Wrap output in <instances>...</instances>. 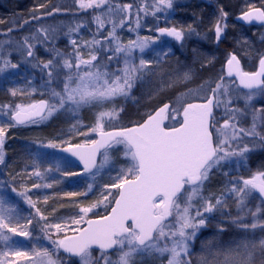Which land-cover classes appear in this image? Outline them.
Wrapping results in <instances>:
<instances>
[{
	"label": "snow or ice",
	"instance_id": "obj_1",
	"mask_svg": "<svg viewBox=\"0 0 264 264\" xmlns=\"http://www.w3.org/2000/svg\"><path fill=\"white\" fill-rule=\"evenodd\" d=\"M74 3L80 9L99 10L93 17L97 31L92 40H85L82 44L70 39L73 48L70 53L45 47V51L55 53V58L32 64L33 68L46 71L49 81L58 79L62 73L65 75L63 90H53L51 93L55 102L42 99L30 105L0 106L8 109L4 114L14 122L6 126L0 124V164L4 163L3 145L8 127L36 123L37 117L43 121L60 111L76 113L84 107H98L100 110L94 125L88 127L87 131H81L79 123L69 129V132L76 131L85 137L82 143H73L69 137L68 140L49 142L43 147L59 149L76 157L83 165L84 173L90 174L93 179L105 166L115 168L117 161L113 153L121 149L129 164L119 169L112 183L103 186L96 201L87 205L73 202L75 211L63 217L57 215L56 209L51 215H45L46 209L42 210L38 206L40 201L32 199V190L52 188L59 183L55 177L48 175L50 173L61 172L63 176H78L81 173L62 171L59 162L54 167L50 164L41 170L44 161L38 158L39 154H32V164L25 166L26 171L32 168L28 176L39 179L47 177L52 182L32 183L31 187L21 185L23 190L19 191L13 186L15 178L13 184L0 180V186H3L0 188V242L9 249L0 252V264H10L9 256L22 258L27 264H65L60 256L61 250L69 254L70 258H79V264H145V257H162L165 254L168 255L167 264H192V244L201 229L216 219L217 213L221 217L227 216L242 236L227 242L221 241L219 237L226 228L223 219L217 220L216 237L201 242L200 264H264V170H258L248 178L233 177L227 182L231 187L228 188L226 184L217 196H204L202 191L211 171L220 168L222 162L231 163L233 159L237 163L246 161L252 149L245 142V137H259L264 142V133L257 131V121L264 125V106L253 108L250 128L238 126L239 119L246 114L247 107L251 106L249 102L257 91L264 94V53L258 56L257 70L248 72L242 70L238 54L230 52L225 61L226 77H218L214 87L212 81H205L198 88L179 94L174 102L164 103L148 112L146 118H141L142 122L136 121L131 127H116L113 122L118 121L124 111L123 107L118 109L115 106L116 99L127 98L137 82L144 83L149 74L155 75L153 61L146 59L143 54L149 47V41L153 44L156 41L145 37L130 40L127 45L120 43L118 25L115 20L109 21L108 17L122 13L130 16L134 4L113 5L112 0H74ZM45 7L40 4L36 11ZM151 7L153 14H156L172 8L173 0H154ZM59 11V8H54L43 15L52 16ZM136 11L137 15L139 12L147 14L148 7ZM227 16L228 13L221 9L214 25L217 43L226 35L227 24L224 21ZM40 19L41 16L32 15V20ZM240 19L264 22V9H250ZM109 22L112 27L108 37L96 39V35L102 36V30ZM124 22L125 18L121 15L119 27ZM28 23L25 21L24 25ZM24 25L19 27L23 28ZM81 27L77 25L76 29H69V32L78 31ZM12 31L9 29V32ZM189 31H193L191 27ZM50 32H55V29L41 26L33 35L23 37L20 47L27 57L37 59V44L44 45L52 40ZM158 32L160 36L173 37L181 43L185 38V31L175 27L158 28ZM247 44L245 40L243 45ZM5 46L0 41V72H4L7 67H19L17 63L5 59ZM137 49L142 54L139 64H136L134 56V50ZM105 55L107 63H102L101 58ZM167 55V52L163 54L164 57ZM61 57H65L62 66L59 62ZM121 59L122 68L108 70L112 62L119 64ZM160 59L161 54L157 53L155 63L159 64ZM193 77L194 73L188 69L182 77L167 83L161 77V85L172 88L181 79L185 84L190 83ZM232 77L238 79L243 89L248 90L244 93L245 109L231 106L233 91L237 90L234 88L235 80H231V84L228 82ZM11 95L16 96L17 90L12 89ZM108 104L113 106L105 110ZM221 108L224 109L223 115L218 116ZM165 120L174 123L168 125ZM109 125H112V130H107ZM225 175L230 173L226 172ZM9 187L12 193L34 210L27 217L20 216L18 202L10 197ZM87 189L86 192L72 191L64 195L86 197L89 192L95 191L92 183L88 184ZM112 189L116 192H112ZM254 193H258L262 199L252 210L246 202ZM229 197L234 198L238 210L236 216L225 212ZM48 199L45 195V205ZM101 206L111 210L99 215L94 210ZM90 213L97 218H90ZM249 215L251 223L245 221ZM21 219L24 223L20 222ZM36 228L52 247L39 250L35 245L31 250L19 248L14 237L31 241ZM95 249H99L98 256H93ZM112 252L118 253V259L111 258Z\"/></svg>",
	"mask_w": 264,
	"mask_h": 264
},
{
	"label": "rangeland",
	"instance_id": "obj_2",
	"mask_svg": "<svg viewBox=\"0 0 264 264\" xmlns=\"http://www.w3.org/2000/svg\"><path fill=\"white\" fill-rule=\"evenodd\" d=\"M19 3L24 5V9L28 11L23 14L22 12L14 11L13 16L11 15L9 20L10 29H13V35L9 36V38L4 39L3 35H7L9 31H0V41H2L6 46L3 48L5 59H10L12 63H17L19 65L18 68L13 69L11 67H7L4 72H0V106L3 105H30L36 103L39 99H44L50 102H55L51 93L53 90L62 91L63 83L62 81L65 79V75L62 73L59 78H54L52 81H49V77L47 72H41L39 68H33L32 64L36 62L47 61L49 59L55 58V53L51 51H45V47L52 49L55 48L64 53H70L73 48L70 44V39H76L81 44L85 40H92L94 34L97 31V25L94 22V15L99 13V10L94 12L92 9H80L74 3V0H63L66 4L74 3L73 8H65L62 9L60 13L54 12L52 16L43 15L47 11L39 9L36 11V4H44L45 0H19ZM69 1H71L69 3ZM132 1V0H128ZM192 0H173V7L170 9H165L162 12H159L154 16H141V17H133L129 16L128 13H122L121 15L125 18L124 25L119 27L121 15L117 16H109L108 20H115L117 27V35L119 37L120 43L127 45L130 40H137L138 38L149 37L152 38V30L161 25V23H167L170 17H168L167 12L173 8H177L182 6L183 4H189ZM220 0H194L195 5H202L214 10L217 8L216 2L220 5ZM264 8V0H255ZM28 2V3H27ZM224 2V1H223ZM113 5L120 4H129L125 1L120 0H112ZM27 4V6H26ZM147 5V2H146ZM70 6V5H67ZM221 7V6H219ZM51 12V11H50ZM41 16L39 21L32 20L33 14ZM26 17V18H25ZM218 17L214 15V22L212 23V27L214 29V25L216 23ZM25 21H29L28 24L24 25ZM12 23L15 25L19 23V25H24L23 28L12 26ZM137 23L139 27H137ZM180 25V23H178ZM77 25H82V27L75 32H69V29H76ZM41 26L47 27L49 29H55V32H50L52 36V40L46 42L44 45L37 44L35 49L36 60H32V58L27 57L25 51H23L20 45L23 43V37L33 35L36 32V29ZM13 27V28H12ZM111 23H107L105 25V29L102 30V36L96 35V39L102 40L104 37H108L109 32L111 31ZM5 31V33H4ZM234 30L226 29V35L223 40L217 43L218 55H215L217 58H209L208 56L206 62L201 59L204 56H207L206 53L208 48H204V45L208 46L210 44H214V42H210L208 40V34L202 32L204 38L193 37L191 43L199 45L201 44V48H192L186 49V55H184V60L178 61L176 58L172 57H164L163 54L167 52L166 43L162 41H157L153 44L151 40L149 41V47L145 49L144 56L146 59L153 61L152 70L155 73L149 74L144 83L137 82L136 86L132 89L131 94L125 97H119L115 101V106L119 109L123 107L124 111L121 113L120 119L118 121H114L113 124L116 127L126 126L124 123L127 119L131 124L132 122L139 121L142 117H145L146 113L152 111L163 105L166 102L172 103L176 100L177 96L181 93L188 91L189 89H196L205 81H212V86H215V82L218 80L223 74V64L226 61L228 53L232 50L228 49V47H235V43L232 39L231 33ZM251 37L249 41L254 49V61L255 63H247L244 64L245 69H252L257 65L258 56L261 53H264V28L263 30H255L251 33ZM5 37V36H4ZM230 37V41H229ZM153 39V38H152ZM246 39H244L245 41ZM212 41V40H211ZM214 41L216 38L214 36ZM247 41V40H246ZM35 43V41H33ZM234 46H230V45ZM10 45V46H8ZM239 46V45H238ZM107 47V45H105ZM230 50V51H229ZM9 53L11 55L9 56ZM157 53L161 54V59L159 64H156ZM180 52H177V54ZM225 56L223 57V55ZM107 55H111L108 53ZM107 55L101 58L102 63H107ZM141 53L139 50H134L135 62L139 64V59L141 58ZM222 56L223 58H219ZM65 57L60 58V65L62 66L63 59ZM211 59V60H210ZM202 65L204 67L202 68ZM123 67V60L121 59L120 63L117 64L115 61L112 62L108 66L109 71H114L117 68ZM191 69L194 73V77L190 83L185 84L182 79L179 83L176 84L175 87L168 88L161 85V77H163V81L167 83L171 80H176L178 77H182L183 73ZM231 84V81H228ZM234 88L237 89L234 85ZM16 89L17 95L12 96L11 90ZM251 105L247 107L246 114L243 115L239 121L238 126L244 128H250L252 125V115L253 108H259L264 106V94L259 93L257 91L256 95H254L252 101L249 102ZM113 105L108 104L105 106V110L110 109ZM232 107H239L241 109H245V98L244 94L238 92L237 90L233 91L232 94ZM100 109L98 107H84L77 111L76 113H72L70 111H60L58 113H54L51 117L46 120L38 121L36 123H31L29 125H25L19 127L18 129L15 126L8 127L5 135V143L3 145L4 151V163L0 164V180L5 181L8 184H13V180L15 178V183L13 186H16L19 191L23 190L21 185L31 187L32 183H51L52 180L45 177L44 179L36 178L35 176L29 177L28 172L32 171V168L29 167L27 171L25 170L26 165H31V155L39 154L38 158L42 159L44 162L41 165V170L49 167L51 164L53 167L56 162L60 163V167L62 171L67 172H77L81 173L78 176H63L61 172H53L48 174L51 177H55L59 183L53 185L52 188L48 189H40L32 190V199L34 201L39 200V207L43 210L46 209L45 215H51L53 209L57 210V215L61 214L63 217H67L73 211H75L73 202L78 201L81 204L87 205L96 201L99 198L100 192L103 190V186L105 184H110L115 180V177L121 167H127L129 162L125 161L123 157V151L113 153V158L117 161L115 168H109L105 166L104 169H101L99 174L93 177L91 175H84L72 162L68 163L67 159L62 158L53 153V149L45 148L43 145L48 144L50 141L46 140L47 138H41V129L45 125L46 122H52L55 118H60L63 122H69V119L77 120L76 123L80 124L82 122H90L93 126L95 123L96 114ZM8 112L7 108H0V124H4L5 126L10 123V116L5 115L4 113ZM224 109L221 108L218 111V116L223 115ZM127 117V118H126ZM124 119V120H123ZM129 119V120H128ZM80 120V121H79ZM174 122L172 120H167L168 125H172ZM222 123V121H221ZM257 131L264 133V125H261L259 121ZM15 127V128H14ZM107 129H112V125H109ZM15 135L21 138H24L25 142L33 143V149L31 153L27 155L26 161H22L21 164H17L12 162L10 164V157L8 155L10 153H6L9 149L11 150V140L8 135ZM85 139L84 136H81ZM95 138V137H94ZM82 139V140H83ZM245 142L249 144V147L252 149L247 154V159L244 162L237 163L235 159L231 163L222 162V165L218 169H214L211 171L210 178L206 182L204 187L203 195L207 196L209 194H213L217 196L225 189V185L229 180L233 177H244L248 178L252 174L256 173L258 170H264V142L260 140L259 137H245ZM84 141V140H83ZM82 141V142H83ZM11 155V154H10ZM22 154L18 157L20 159ZM15 158V157H13ZM17 159V160H18ZM10 160V161H8ZM230 173V175H225V173ZM19 174V175H18ZM25 174V175H24ZM89 183H92L95 191L89 192L86 197H67L64 194L72 191L86 192L87 186ZM228 188L231 187L230 184H227ZM3 186H0L2 188ZM64 188V194H55L60 192L56 189ZM10 197L18 202V210L20 212L21 217H27L30 212L34 210L27 205L22 198L17 197L15 193L11 192V188L8 189ZM60 191V190H58ZM112 192H116L115 189L111 190ZM47 195L51 202H48L47 205L43 203L41 198ZM35 196V197H33ZM63 197V198H62ZM262 198L259 197L257 193L253 194V197L249 198L246 202L247 207L255 210V206L260 203ZM58 203V204H57ZM229 206L225 209V212H230L232 216H236L238 214V210L236 208L234 198L229 197L228 200ZM109 209V208H108ZM94 211L98 212L99 215H103L106 209L101 206L99 209H95ZM194 214V213H193ZM93 216L92 213L89 214V217ZM223 219L224 226L226 231L219 237L221 241L227 242L232 239H239L242 236V233L239 229H237L234 225L230 223V219L225 216L221 217L218 213L216 214V219L212 221V223L206 227L201 229L198 234V238L194 241L191 247L192 255L190 257L192 264H200V255L202 252L201 242L206 241L210 238L216 237V221ZM245 221L251 223V216L245 217ZM21 223H24V220L21 219ZM11 235V234H9ZM260 233L257 232V236ZM14 239L18 242V247L23 250H31L35 245L39 250L42 247L51 248V244L49 241L44 238L43 233L39 231V228L34 229V235L32 240H26L24 237H14ZM9 251L2 242H0V252ZM99 253L93 252V256H98ZM61 258L65 261V264H79L78 260H69L64 258L60 253ZM111 258L113 260L118 259V253L114 252L111 254ZM168 255L164 256H153V257H145V264H167ZM8 261L10 264H27L25 260L22 258H17L13 256L8 257Z\"/></svg>",
	"mask_w": 264,
	"mask_h": 264
},
{
	"label": "flooded vegetation",
	"instance_id": "obj_3",
	"mask_svg": "<svg viewBox=\"0 0 264 264\" xmlns=\"http://www.w3.org/2000/svg\"><path fill=\"white\" fill-rule=\"evenodd\" d=\"M121 1V0H120ZM125 2H128L129 4H134V8L130 14V16L133 17H141V16H154L157 15L153 14V9L151 5L153 4L154 0H122ZM224 1V2H223ZM19 0H0V31H9L10 25L8 18L14 14V9L16 6H22L24 13L27 12V9H24V5L22 3H19ZM147 2V5H146ZM220 5L218 2H216L217 8L211 9L205 6L195 5L194 0L191 1L189 4H183L182 6H179L177 8H173L167 12V15L169 20L167 23H161V25L156 26L152 30V38L155 40L162 41L163 43H166L167 47V57L176 58L178 61L184 60V55H186L185 50L186 49H192V48H201V44L196 45L192 44L191 41L193 37L204 38V35L202 32H205L208 34V40L210 42H214V44H210L208 46L204 45V48H208V51L206 53L207 56L202 57L205 62L209 58H217L215 55H218V48H217V42L214 41L215 32L212 27V23L214 22L213 18L220 16V10L223 9L225 12L228 13V16L226 18V21H224L227 24V28L230 30H234L230 37H232L235 47L233 49L231 47H228V49L232 50L231 53L238 54V59L241 60V68L243 71H256L258 67L257 65L254 66L252 69H245L244 64L247 63H255L254 61V49L251 45V42L249 41L250 37L252 36L251 33L255 30H263L264 27H256L254 25L250 26H244L239 24L236 19L241 16L244 12L249 11L250 9L254 8H262V6L258 3V1L255 0H220ZM28 3V2H27ZM27 6V4H26ZM148 7V12L145 14L144 12H139V15H137L136 9L141 7ZM221 6V7H219ZM21 11L20 9L17 10V12ZM180 23V25L178 24ZM12 26L14 24L12 23ZM168 27L172 28L175 27L177 30L183 29L185 31V38L183 42L176 41L173 37L167 38L165 36H160L158 33V28ZM189 27L193 31H189ZM13 28V27H12ZM4 31V33H5ZM14 31L9 32L7 35H3L4 39L9 38V36L13 35ZM5 36V37H4ZM158 37V39H157ZM229 37V41H230ZM1 39V38H0ZM244 39L248 41V44L246 46L243 45ZM212 40V41H211ZM231 42V41H230ZM239 45V46H238ZM234 46V45H230ZM254 46V45H253ZM218 49V50H216ZM177 52H180L177 54ZM229 52V53H230ZM225 54L223 55V57ZM222 56H219V58H223ZM210 59V60H211ZM225 64V62H224ZM223 64V65H224ZM224 73V71H223ZM235 80V79H229L228 81ZM235 87L237 88V91L244 94L248 92V90H242L238 87V83L235 80ZM220 116V115H219Z\"/></svg>",
	"mask_w": 264,
	"mask_h": 264
},
{
	"label": "trees",
	"instance_id": "obj_4",
	"mask_svg": "<svg viewBox=\"0 0 264 264\" xmlns=\"http://www.w3.org/2000/svg\"><path fill=\"white\" fill-rule=\"evenodd\" d=\"M27 1V0H25ZM122 1V0H121ZM44 2V5L46 6L44 9H41V10H45L47 9V11H53L54 8H59L60 11L57 12V13H60L62 9H65V8H73L74 6V3H71V4H66L63 2V0H45L43 1ZM71 1H69L70 3ZM38 5L40 4H36L35 7H38ZM67 5H70V6H67ZM21 10L19 12H22V6H16L15 7V11L17 13V10ZM74 9V8H73ZM24 15V12L23 14ZM26 18V17H25ZM19 23H16L14 25V27H18ZM147 114V113H146ZM145 114V115H146ZM146 117V116H145ZM143 117V118H145ZM127 118V117H126ZM124 120V119H123ZM126 121L124 122L126 124V126H133L134 123L136 122H132V124L127 121V119H125ZM129 120V119H128ZM80 121V120H79ZM139 121H142V119H140ZM77 120H74V119H69V122L65 123L63 122V120H61L60 118H55L52 122H46L45 125L42 127L41 129V138H47L46 140L50 141V142H59V140H68L69 137L71 138V142L73 143H82V141L84 140L82 137H80V135L76 132V131H72V132H69V129L71 128V126L73 124H76ZM80 130L81 131H87L88 127H91V123L90 122H82L80 121ZM15 128V127H14ZM17 129L19 127H16ZM109 130V129H107ZM8 137L10 138L11 140V150H7L6 153H10L8 155V157H10V164H12V162H15L17 164H21V162L24 160L26 161L25 159L27 158V155L29 153H31L32 149H33V143H30V142H25V141H22L24 140V138H21L19 136H15V135H11L9 134ZM83 139V140H82ZM33 144V145H31ZM22 154V157L20 159H18V157ZM56 155V154H55ZM15 157V158H13ZM18 159V160H17ZM68 163H71L69 160H67ZM25 175V174H24ZM57 191L55 192H60V193H55V194H64L63 190L64 188H58L56 189ZM60 190V191H58ZM35 197V196H33ZM44 198V196H43ZM43 198H41V200L43 201ZM63 198V197H62ZM48 202H51V199H48ZM58 204V203H57ZM108 211V209L103 213L105 214L106 212ZM58 216H61V214H58ZM96 216H91L90 218H95Z\"/></svg>",
	"mask_w": 264,
	"mask_h": 264
},
{
	"label": "water",
	"instance_id": "obj_5",
	"mask_svg": "<svg viewBox=\"0 0 264 264\" xmlns=\"http://www.w3.org/2000/svg\"><path fill=\"white\" fill-rule=\"evenodd\" d=\"M255 9V8H254ZM242 16V15H241ZM241 16H239L237 19H236V21L239 23V24H241V25H244V26H250V25H254V26H256V27H264V22H261V21H258V20H254V21H251V22H247V21H244V20H242V19H240V17ZM159 33V32H158ZM165 37H167V38H171V37H168V36H165ZM258 68V67H257ZM223 70H224V74H225V76H226V69H225V64H224V67H223ZM230 79H235L236 81H237V83H238V87L240 88V89H242V90H247V89H243L242 88V86H240L239 85V81H238V79H236L235 77H232V78H230ZM40 100H42V99H39L36 103H38ZM44 100V99H43ZM182 111V110H181ZM36 119V121L38 122V121H40L39 120V118L37 117V118H35ZM13 124H14V122H12ZM165 123H166V120H165ZM28 124H31V123H26V124H22V125H16V126H24V125H28ZM131 127V126H130ZM53 153H55L56 155H58V156H60V157H63V158H65V159H67V160H69V161H71L79 170H81L82 171V173L84 174V175H86V176H88V175H90V174H87V173H84V171H83V165L79 162V160L76 158V157H72V156H70V154H67V153H63V152H61L59 149H53ZM258 194V193H257ZM259 195V194H258ZM114 202V201H113ZM111 209L109 208V210L108 211H110ZM107 214V213H106ZM105 215V214H104ZM95 218H97V217H95ZM95 247V246H94ZM111 251V250H110ZM94 252H98L99 253V249H95V251ZM61 255L63 256V257H65V258H67V259H71V260H77V259H79V258H77V257H69V254H66V253H63L62 252V250H61ZM113 253V252H112ZM111 253V254H112Z\"/></svg>",
	"mask_w": 264,
	"mask_h": 264
},
{
	"label": "bare ground",
	"instance_id": "obj_6",
	"mask_svg": "<svg viewBox=\"0 0 264 264\" xmlns=\"http://www.w3.org/2000/svg\"><path fill=\"white\" fill-rule=\"evenodd\" d=\"M11 122V121H10Z\"/></svg>",
	"mask_w": 264,
	"mask_h": 264
}]
</instances>
